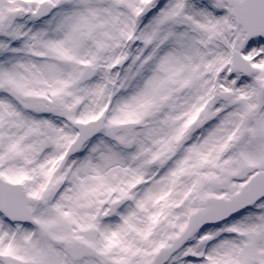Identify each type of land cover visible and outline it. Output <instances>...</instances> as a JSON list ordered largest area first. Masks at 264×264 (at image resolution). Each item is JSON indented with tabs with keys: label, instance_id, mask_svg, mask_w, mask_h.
Returning <instances> with one entry per match:
<instances>
[{
	"label": "snow or ice",
	"instance_id": "6c2138e0",
	"mask_svg": "<svg viewBox=\"0 0 264 264\" xmlns=\"http://www.w3.org/2000/svg\"><path fill=\"white\" fill-rule=\"evenodd\" d=\"M0 264H264V0H0Z\"/></svg>",
	"mask_w": 264,
	"mask_h": 264
}]
</instances>
